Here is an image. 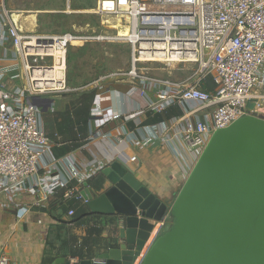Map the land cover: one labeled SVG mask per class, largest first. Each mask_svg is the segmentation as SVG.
<instances>
[{"label":"built area","instance_id":"built-area-1","mask_svg":"<svg viewBox=\"0 0 264 264\" xmlns=\"http://www.w3.org/2000/svg\"><path fill=\"white\" fill-rule=\"evenodd\" d=\"M13 13L0 0V47L15 64L21 81L20 85L0 82V195L9 200L26 191L41 165L47 171L44 190L66 185L61 175L53 174L57 167L48 155L51 141L42 129L40 110L30 102L36 96L52 98L69 92L67 53L75 39L72 34L50 37L23 29ZM95 13L102 22L112 19L127 30L122 36L118 28L111 29L114 39L132 46L133 67L119 79L128 80L127 95L138 93L155 111L175 100L198 106L193 118L178 122L187 151L196 158L212 133L257 111L256 103L252 109L248 105L262 84L264 0H98ZM141 62L193 64L196 71L191 80L178 82L138 75L135 64ZM209 75L216 87L200 89L199 82ZM111 120L128 123L132 115L118 113ZM97 135L123 141L111 131ZM70 173L73 179L77 175L74 168ZM73 195L71 189L65 193ZM165 227L167 220L160 223V231ZM0 264H9L4 252Z\"/></svg>","mask_w":264,"mask_h":264},{"label":"crops","instance_id":"crops-1","mask_svg":"<svg viewBox=\"0 0 264 264\" xmlns=\"http://www.w3.org/2000/svg\"><path fill=\"white\" fill-rule=\"evenodd\" d=\"M10 68H15V64L0 47V70L12 76L14 70ZM186 74L184 79L174 81L191 80L195 72L187 70ZM260 78L262 84L254 90L250 103H256V110L264 114V65ZM126 82H102L77 92L70 107H56L57 100L50 98L51 107L41 114L42 129L51 141L48 155L57 167L53 174L61 175L66 185L44 190L47 171L41 165L29 184L35 187L28 186L14 200L0 195V252L7 254L9 264H52L58 258L77 264L105 252L110 239L123 228L121 221L117 216L91 214L80 192L84 183L95 194L109 187L101 171L114 159L122 160L135 179L160 201L169 206L173 203L196 160L187 151L178 122L184 117L193 118L198 106L175 100L155 111L140 96L127 95L122 89L109 87L105 93L99 92L100 87L115 84L122 88ZM215 87L211 75L199 82V88L205 91ZM118 113H130L132 120L113 122L112 116ZM111 123L114 127L104 131L105 125ZM152 125L158 128L150 130ZM108 131L123 141L97 135ZM72 168L77 172L74 179L70 177ZM70 189L74 195L66 197ZM69 212L73 214L68 215Z\"/></svg>","mask_w":264,"mask_h":264},{"label":"water","instance_id":"water-1","mask_svg":"<svg viewBox=\"0 0 264 264\" xmlns=\"http://www.w3.org/2000/svg\"><path fill=\"white\" fill-rule=\"evenodd\" d=\"M109 87L130 89L114 84L99 92ZM52 102L36 96L30 104L44 114ZM101 174L109 187L95 194L84 183L80 196L91 214L117 216L123 228L104 253L77 264H264V114L212 133L170 206L120 159ZM163 220L168 226L161 232Z\"/></svg>","mask_w":264,"mask_h":264},{"label":"rangeland","instance_id":"rangeland-1","mask_svg":"<svg viewBox=\"0 0 264 264\" xmlns=\"http://www.w3.org/2000/svg\"><path fill=\"white\" fill-rule=\"evenodd\" d=\"M5 8L15 12L14 19H20L23 29L44 36L72 34L75 39L70 43L67 53V86L69 92L55 95V106H72L75 94L91 89L99 83H110L122 79L133 67L132 46L116 40L115 31L103 25L102 18L95 13L98 0H3ZM34 14V15H33ZM34 17V23H32ZM10 73L1 72L0 82L20 85L16 68ZM138 75L148 74L174 80L184 79L186 71H196L195 66L183 63L163 64L161 62H141L135 64ZM11 70V71H13ZM58 97V98H57ZM67 102V104H65ZM54 106V108H55ZM53 108V109H54ZM41 118L42 126L44 124ZM167 227L164 228V230Z\"/></svg>","mask_w":264,"mask_h":264},{"label":"bare ground","instance_id":"bare-ground-1","mask_svg":"<svg viewBox=\"0 0 264 264\" xmlns=\"http://www.w3.org/2000/svg\"><path fill=\"white\" fill-rule=\"evenodd\" d=\"M14 14H15V13H13V17H14ZM107 20H108V22H106V21L103 22V25L106 24V25H107V28H109V29H116V28H118L119 33H120L122 36H125V35L127 34V30L124 29V28H122V27H120L118 22H117V23H113L112 19H107ZM111 25H114V26L111 27ZM111 31H112V30H111Z\"/></svg>","mask_w":264,"mask_h":264},{"label":"trees","instance_id":"trees-1","mask_svg":"<svg viewBox=\"0 0 264 264\" xmlns=\"http://www.w3.org/2000/svg\"><path fill=\"white\" fill-rule=\"evenodd\" d=\"M33 15H34V14H33ZM31 19H32V23H34V17H32ZM31 30H34V28L31 27ZM125 87H127V86L125 85Z\"/></svg>","mask_w":264,"mask_h":264}]
</instances>
